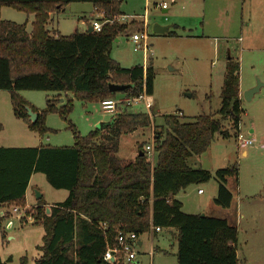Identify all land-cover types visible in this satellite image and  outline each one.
Returning a JSON list of instances; mask_svg holds the SVG:
<instances>
[{
  "label": "trees",
  "instance_id": "1",
  "mask_svg": "<svg viewBox=\"0 0 264 264\" xmlns=\"http://www.w3.org/2000/svg\"><path fill=\"white\" fill-rule=\"evenodd\" d=\"M74 3L92 5L104 22L100 31L50 35L46 30L49 15ZM3 7L33 17L29 33L26 23L0 19V91L9 93L14 117L30 131L39 136L46 134L45 115L56 112L65 118L71 111V101L59 108L47 101L45 109L36 112L17 95L21 91L71 94L92 103L117 94L127 99L141 94L152 96L151 63L122 68L109 57L113 42L127 29L109 23L122 16L118 0H0V10ZM167 35L174 37L175 33L169 31ZM109 85L127 89L112 93ZM219 99L220 107L214 115H201L190 123L166 116L167 130L156 132L153 127V166L143 145L137 147L133 160L117 158L122 136L153 126L151 111H123L112 117L103 130L85 136L71 126V147H0V223L7 217L3 210L25 207L29 179L40 173L51 187L68 194L63 202L49 206L48 214L43 198L36 201L31 221L42 228L43 236L36 247L39 257L33 264H108L103 255L115 245L117 233L142 237L151 227L175 231L176 264H239L236 227L223 219L185 214L175 199L190 186L208 183L212 178L201 168L189 167L187 159L205 153L216 134L224 140H235L239 134L243 114L239 64L230 57L225 62ZM27 108L36 114L34 122L29 121ZM223 123L229 128H223ZM237 175L236 165L216 171L215 207L230 208L232 196L226 188L227 179H237ZM10 262L11 258L2 261L0 257V264Z\"/></svg>",
  "mask_w": 264,
  "mask_h": 264
},
{
  "label": "rangeland",
  "instance_id": "2",
  "mask_svg": "<svg viewBox=\"0 0 264 264\" xmlns=\"http://www.w3.org/2000/svg\"><path fill=\"white\" fill-rule=\"evenodd\" d=\"M118 1L122 16L109 23L125 25L127 29L113 42L109 57L122 68L144 67L145 63H151L154 71L153 107L150 109L153 126L122 136L118 159L130 160L137 155L139 145L144 148L151 144L153 127L156 132L167 130L166 116H174L180 123H190L198 116L214 115L220 107L226 57L239 61V82L243 94L258 83L264 85V0ZM159 4L168 6L166 13L156 8ZM101 18L92 5L74 3L59 13L49 15L46 30L50 35L58 31L61 36L84 33L92 22L103 25ZM0 19L18 25L28 22L27 29L30 30L33 17L3 7ZM142 23H145L148 48L144 50L141 43L138 44L140 49L135 51L137 45L132 42V35L141 32ZM155 24L171 26L169 31L175 36L154 34L152 28ZM17 95L36 112L43 111L47 101H53L56 108L71 101V111L65 118L56 112L46 114L44 126L48 131L39 136L14 117L9 93L0 91L2 148H34L40 144L71 147L74 142L71 126L85 136L98 130L100 123H110L112 119L110 114L101 110L99 103L83 102L71 94L57 96L53 92L21 91ZM116 98H121V94ZM241 108L239 133L252 139L253 145L238 147L233 137L224 140L216 134L205 153L186 161L191 168L209 172L211 180L190 186L185 190L186 196L183 193L179 195V200L185 214H205L226 220L236 227L239 264H264V86L250 100L243 95ZM126 109L124 111L130 114L146 113L143 105H130ZM223 126L229 128L227 123ZM233 165L238 171L237 179L228 178L226 184L232 196L231 206L220 209L213 204L217 194L215 173ZM197 190H201L203 195L198 196ZM35 193L49 205L61 202L67 196L66 191L51 187L44 175L35 173L31 176L25 207H13L25 211L22 218L10 211L0 223V257L2 261L11 258L8 264H33L39 257L36 247L41 245L43 231L30 220L36 205ZM139 241L143 246L137 249L133 264H176V246L172 245L169 230H163L156 238L147 233Z\"/></svg>",
  "mask_w": 264,
  "mask_h": 264
},
{
  "label": "built area",
  "instance_id": "3",
  "mask_svg": "<svg viewBox=\"0 0 264 264\" xmlns=\"http://www.w3.org/2000/svg\"><path fill=\"white\" fill-rule=\"evenodd\" d=\"M158 9L162 10H168V6L166 4H159L156 6ZM135 17H133L134 19ZM124 19H127V17H124ZM143 19H145L143 17ZM145 23H142V29L141 32L138 34H134L132 36V42L137 45L134 50L137 51L140 49L138 44H143V49L147 50L148 48V36L146 33V29L143 27ZM90 27L92 29V32H99L102 24L100 22H92L90 24ZM100 104L101 110L106 113L110 114L112 117L115 115L123 112L124 110H127L126 107H129L130 105H143L146 113L149 114L150 109L152 108L153 102L151 100V97L147 96L146 94H141L137 98L134 99H127L125 97L121 98H112L102 101ZM181 116V113L178 114ZM236 144L238 147H249L253 145V141L250 138L244 137L241 133H239L235 139ZM144 151L146 153V158L150 162V164L153 166L154 159H155V152H154V146H153V136H152V143L148 144L144 147ZM198 193H202L201 190L198 191ZM11 213L16 215L19 219L22 218L23 214L25 213L24 210H19L17 208L11 209ZM31 220V219H30ZM159 228H150L149 232H159ZM140 237H138L134 233H117L115 237V245L112 248H108L106 252L103 255V261L112 264L114 262H122V264H133L136 260V255L138 254L137 249L140 248Z\"/></svg>",
  "mask_w": 264,
  "mask_h": 264
},
{
  "label": "water",
  "instance_id": "4",
  "mask_svg": "<svg viewBox=\"0 0 264 264\" xmlns=\"http://www.w3.org/2000/svg\"><path fill=\"white\" fill-rule=\"evenodd\" d=\"M169 30V26H160L155 24L152 28V32L154 34H159V35H163L168 33ZM87 34L92 33V29L91 27L88 28V30L86 31ZM260 88V84L258 83L257 86L249 91H247L246 93H244V98L246 100H250L251 97L253 96V94H255ZM127 88L124 86H115V85H109V91L112 93H122L123 91H125ZM27 112V116L30 122H34L36 120V114L33 113L31 111V109L27 108L26 109ZM108 125H110V123H100L99 126L97 127V129L99 131L103 130L105 127H107ZM140 156H143L142 153H140ZM41 198V196L38 193H35V201H38ZM46 213H49V210H46ZM203 216V215H201Z\"/></svg>",
  "mask_w": 264,
  "mask_h": 264
},
{
  "label": "crops",
  "instance_id": "5",
  "mask_svg": "<svg viewBox=\"0 0 264 264\" xmlns=\"http://www.w3.org/2000/svg\"><path fill=\"white\" fill-rule=\"evenodd\" d=\"M172 3H173V1H171ZM162 12L163 13H166L167 12V10H162ZM135 17H137V16H135ZM32 22H33V19L31 20V22H30V26H31V24H32ZM140 25V24H139ZM27 26H28V22H26V30H27V32L29 33L30 31H31V28H30V30H28L27 29ZM90 26H88L87 27V30H88V28H89ZM170 27L171 26H169V29H170ZM168 32H169V30H168ZM84 33H86V32H84ZM54 34V36H56V35H60L59 34V32L57 31L56 33H53ZM167 34V33H166ZM133 36V35H132ZM227 58H229V56L228 57H226V59ZM230 58H232V57H230ZM145 61L147 60V58L144 56V58H143ZM226 59H225V62H226ZM233 59V58H232ZM235 61H237L238 62V64H239V61H238V59H234ZM146 64L147 63H145V65L144 66H146ZM225 64V63H224ZM240 69V68H239ZM224 76V75H223ZM260 84V87H263L264 85L263 84H261V83H259ZM244 93H246V92H244ZM61 94H57V96H60ZM243 91H242V89H241V87H240V82H239V99H240V105H241V102H242V97H243ZM60 102H62V99L60 100ZM152 107H153V105H152ZM242 109V108H241ZM179 114V113H178ZM135 133V132H134ZM133 134V133H132ZM131 135V134H130ZM120 142V141H119ZM40 146H43V145H39V146H37V147H34V148H38V147H40ZM2 148V147H1ZM118 151H119V149H118ZM118 154V153H117ZM136 157V156H135ZM135 157H133L132 159H130V160H133ZM30 181H31V178L29 179V182H28V185H27V188H26V190H25V202H26V198H27V191H28V186H29V183H30ZM187 191V190H186ZM198 191L199 190H197L196 191V194L198 195V196H202L203 195V192L202 193H198ZM185 191H183V192H181V193H183L185 196H186V192L184 193ZM181 193H179L176 197H175V199L176 200H178L181 204H182V207H183V203L179 200V195L181 194ZM68 194V193H67ZM67 197V196H66ZM66 199V198H65ZM64 199V200H65ZM63 200V201H64ZM63 201H61V202H63ZM61 202H54V203H52V204H46V206H51V205H54V204H58V203H61ZM33 207H35V206H33ZM5 213H8V211L6 212V210H3ZM11 211V210H10ZM9 211V212H10ZM203 215H205V214H203ZM163 230L162 229H160V231L159 232H149V234H150V237H154V238H156L157 236H159V234L162 232ZM169 235L171 236V240H172V245H175L176 246V241H175V231L174 230H169ZM140 243V247H142L143 246V242H139ZM175 258H176V254H175Z\"/></svg>",
  "mask_w": 264,
  "mask_h": 264
}]
</instances>
